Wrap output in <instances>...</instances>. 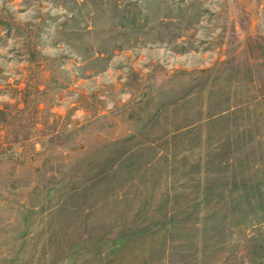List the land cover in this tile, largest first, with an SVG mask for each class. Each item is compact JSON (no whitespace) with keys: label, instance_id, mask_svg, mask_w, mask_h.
<instances>
[{"label":"rangeland","instance_id":"rangeland-1","mask_svg":"<svg viewBox=\"0 0 264 264\" xmlns=\"http://www.w3.org/2000/svg\"><path fill=\"white\" fill-rule=\"evenodd\" d=\"M0 264H264V0H0Z\"/></svg>","mask_w":264,"mask_h":264}]
</instances>
